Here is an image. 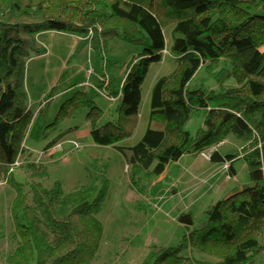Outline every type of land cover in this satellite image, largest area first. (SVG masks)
I'll return each instance as SVG.
<instances>
[{
    "label": "trees",
    "instance_id": "trees-1",
    "mask_svg": "<svg viewBox=\"0 0 264 264\" xmlns=\"http://www.w3.org/2000/svg\"><path fill=\"white\" fill-rule=\"evenodd\" d=\"M263 3L0 0V182L11 181L15 190L11 217L12 238L17 242L5 264H90L103 239L97 214L104 194L96 197L89 187L65 194L59 182L47 189L42 183L47 167L25 155L28 135L39 137L42 126L48 128L45 106L50 97L33 114L25 92L27 62L32 55L47 53L36 42V36L45 31L78 34L82 45L89 43L99 57L105 43L115 38L143 48L118 85L102 82L98 90L91 88L90 96L83 93L85 101L73 96L59 111L63 117L73 116L79 103L80 109H89V136L95 144L114 147L123 155L134 188H138L137 179L158 177L169 162L206 149L213 150L211 162L228 164L232 177L237 174V159L243 158L248 166L253 186L212 205L206 220L189 230L180 245L152 250L143 264H248L264 252ZM172 24L170 53L179 66L175 73L159 77L151 90V121H162L164 129L149 127L136 145L119 146L137 124L151 65L169 54L165 28ZM202 69L221 90H210L203 83L191 87ZM228 83L233 85L225 87ZM93 94L118 105L117 120L99 124L103 110ZM194 114L204 117V127L195 135L185 128ZM229 135L246 143L241 154L225 156L213 149ZM57 143L53 141L40 155ZM22 166L36 183L14 181V173ZM190 248L218 259L197 260L189 254Z\"/></svg>",
    "mask_w": 264,
    "mask_h": 264
},
{
    "label": "rangeland",
    "instance_id": "rangeland-1",
    "mask_svg": "<svg viewBox=\"0 0 264 264\" xmlns=\"http://www.w3.org/2000/svg\"><path fill=\"white\" fill-rule=\"evenodd\" d=\"M173 27L172 24L165 28L169 54L162 62L151 65L142 87L137 124L132 135L121 141L119 146L136 145L149 127L164 129L162 121H151V90L159 77L171 75L178 69V61L170 53ZM86 37L90 39L91 35ZM82 38L78 34L56 31H45L36 36L37 46L45 49L47 54L32 55L27 62L26 104L33 114H37L41 104L50 97L45 106L48 128L43 125L39 137L28 135L25 155L28 160L47 167L48 176L42 182L47 189L59 182L65 194L82 187L92 188L96 197L104 194L97 214L103 226V239L96 258L90 264H143L152 250L180 245L189 230L196 229L206 220V212L212 205L254 183L243 158L234 162L237 174L232 177L227 170L228 164L214 163L200 153H193L169 162L158 177L137 179L138 188H134L129 165L123 155L116 148L97 145L89 135L85 136L90 128L89 109L85 106L80 109L79 103L73 116L63 117L59 111L73 96L82 97L80 101H85L83 93L90 96L94 90L89 86L98 90L100 83L107 84L108 81L118 85L143 48L115 38L105 43L102 57H99L89 43L82 45ZM227 66L230 67L229 64ZM91 69L93 73L88 74L87 70ZM97 75L104 80L99 81ZM85 82L88 86L83 84ZM202 83L210 90H221L205 69L195 76L191 87ZM232 85L228 83L225 87ZM94 98L103 110L100 125L118 119L115 102L102 94H96ZM202 127L204 117L194 114L185 128L195 135ZM55 140L60 143L56 154L40 155ZM75 143L81 148L77 149ZM245 146L241 139L229 135L213 149L225 156L237 155L244 151ZM210 151L213 150L204 152L209 154ZM24 166L16 170L14 181L36 183L37 179L30 177ZM11 184V181L0 182V264H5L7 253L17 245L12 238L11 205L15 190ZM183 215H191V226L180 223ZM188 252L197 260L218 259L192 248ZM248 264H264V252L254 256Z\"/></svg>",
    "mask_w": 264,
    "mask_h": 264
},
{
    "label": "built area",
    "instance_id": "built-area-1",
    "mask_svg": "<svg viewBox=\"0 0 264 264\" xmlns=\"http://www.w3.org/2000/svg\"><path fill=\"white\" fill-rule=\"evenodd\" d=\"M91 73H93V70L92 71H90V74ZM59 145L60 144H58V145H56L55 147H52V148H50V149H48L44 154L42 153L41 155H54L55 154V150L59 147ZM75 145H76V148L77 149H80L81 148V146L80 145H78L77 143H75ZM210 153L209 154H207V153H205V152H203V153H201V156L203 157V158H205V159H207V160H209L210 159ZM16 165H19L18 163L16 164ZM227 166V165H226ZM228 167V166H227Z\"/></svg>",
    "mask_w": 264,
    "mask_h": 264
},
{
    "label": "water",
    "instance_id": "water-1",
    "mask_svg": "<svg viewBox=\"0 0 264 264\" xmlns=\"http://www.w3.org/2000/svg\"><path fill=\"white\" fill-rule=\"evenodd\" d=\"M180 223L186 226H191L193 224L191 215H183L180 218Z\"/></svg>",
    "mask_w": 264,
    "mask_h": 264
},
{
    "label": "crops",
    "instance_id": "crops-1",
    "mask_svg": "<svg viewBox=\"0 0 264 264\" xmlns=\"http://www.w3.org/2000/svg\"><path fill=\"white\" fill-rule=\"evenodd\" d=\"M246 1H251V0H246ZM262 10L264 11V3H263V5H262ZM47 54V53H46ZM90 71H92V69L91 70H87V73L88 74H90ZM97 77V79L99 80V81H102V78L103 77H101L100 75H97L96 76ZM103 80H104V78H103ZM109 82V81H108ZM107 82V83H108ZM83 84H86V86H88V83L87 82H85V83H83ZM80 85H82V83L80 84ZM89 87H93V86H89ZM76 129V128H75ZM89 135V132L87 131L86 133H85V136H88ZM59 143V142H58ZM57 143V144H58ZM56 145V144H55Z\"/></svg>",
    "mask_w": 264,
    "mask_h": 264
}]
</instances>
